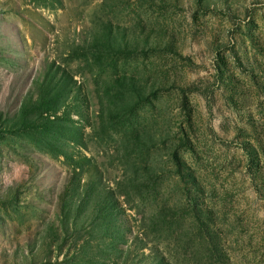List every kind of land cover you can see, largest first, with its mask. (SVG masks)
Returning a JSON list of instances; mask_svg holds the SVG:
<instances>
[{
  "label": "rangeland",
  "instance_id": "1",
  "mask_svg": "<svg viewBox=\"0 0 264 264\" xmlns=\"http://www.w3.org/2000/svg\"><path fill=\"white\" fill-rule=\"evenodd\" d=\"M0 264H264V0H0Z\"/></svg>",
  "mask_w": 264,
  "mask_h": 264
},
{
  "label": "trees",
  "instance_id": "2",
  "mask_svg": "<svg viewBox=\"0 0 264 264\" xmlns=\"http://www.w3.org/2000/svg\"><path fill=\"white\" fill-rule=\"evenodd\" d=\"M75 195H77V193H75Z\"/></svg>",
  "mask_w": 264,
  "mask_h": 264
}]
</instances>
